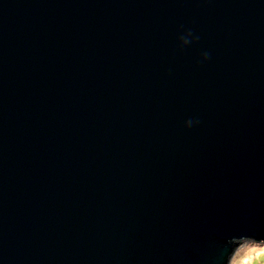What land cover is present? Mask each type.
I'll return each instance as SVG.
<instances>
[{"label":"water","instance_id":"obj_1","mask_svg":"<svg viewBox=\"0 0 264 264\" xmlns=\"http://www.w3.org/2000/svg\"><path fill=\"white\" fill-rule=\"evenodd\" d=\"M241 234L264 0H0V264H217Z\"/></svg>","mask_w":264,"mask_h":264},{"label":"clouds","instance_id":"obj_2","mask_svg":"<svg viewBox=\"0 0 264 264\" xmlns=\"http://www.w3.org/2000/svg\"><path fill=\"white\" fill-rule=\"evenodd\" d=\"M198 39L191 30L179 37L180 46L184 47ZM209 53L202 54V60H207ZM198 120L185 121V127L191 128ZM230 249V251H229ZM217 264H264V238L257 239L254 235H231L224 241Z\"/></svg>","mask_w":264,"mask_h":264}]
</instances>
